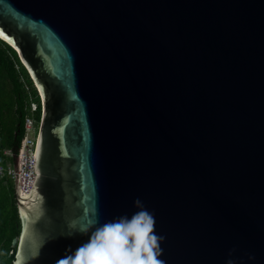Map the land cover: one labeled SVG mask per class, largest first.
<instances>
[{"label":"water","instance_id":"obj_1","mask_svg":"<svg viewBox=\"0 0 264 264\" xmlns=\"http://www.w3.org/2000/svg\"><path fill=\"white\" fill-rule=\"evenodd\" d=\"M0 33L41 107L12 264L136 198L165 264H264V0H0Z\"/></svg>","mask_w":264,"mask_h":264},{"label":"trees","instance_id":"obj_2","mask_svg":"<svg viewBox=\"0 0 264 264\" xmlns=\"http://www.w3.org/2000/svg\"><path fill=\"white\" fill-rule=\"evenodd\" d=\"M36 110L31 114L30 105ZM38 126L41 107L37 92L17 53L0 40V165L12 160L5 151L17 153L25 135V120ZM20 233L15 189L12 179L0 175V264H12L15 248L11 240Z\"/></svg>","mask_w":264,"mask_h":264},{"label":"clouds","instance_id":"obj_3","mask_svg":"<svg viewBox=\"0 0 264 264\" xmlns=\"http://www.w3.org/2000/svg\"><path fill=\"white\" fill-rule=\"evenodd\" d=\"M7 165L13 166L11 163L0 166L5 168ZM133 207L137 211L131 217L123 215L103 224L93 219L89 228L79 231L88 236L87 241L75 251L67 249L68 254L56 264H165L160 259V245L165 237L157 235L153 213L139 198L133 201ZM68 235L71 236L72 232ZM226 264H233V261L228 260Z\"/></svg>","mask_w":264,"mask_h":264},{"label":"built area","instance_id":"obj_4","mask_svg":"<svg viewBox=\"0 0 264 264\" xmlns=\"http://www.w3.org/2000/svg\"><path fill=\"white\" fill-rule=\"evenodd\" d=\"M33 105L34 108L31 110L32 113L36 110V105ZM37 129L38 126L35 124L32 117L25 120V135L16 154L18 161L17 172L14 171L12 165H7L5 168L0 166V175H6L12 180H14L15 175L18 176V189L21 196L29 192L36 176L34 172V156ZM28 133H30L29 138L27 137ZM5 154L11 156L10 152H5Z\"/></svg>","mask_w":264,"mask_h":264},{"label":"rangeland","instance_id":"obj_5","mask_svg":"<svg viewBox=\"0 0 264 264\" xmlns=\"http://www.w3.org/2000/svg\"><path fill=\"white\" fill-rule=\"evenodd\" d=\"M33 108H34V105L31 104V105H30V112H31V110H32ZM31 114H32V112H31ZM27 137H28V138L30 137V133L27 134ZM5 152H8V151H5ZM5 152H4V153H5ZM9 162L12 164V160H9ZM12 182H13V180H12ZM13 183H14V182H13Z\"/></svg>","mask_w":264,"mask_h":264},{"label":"snow or ice","instance_id":"obj_6","mask_svg":"<svg viewBox=\"0 0 264 264\" xmlns=\"http://www.w3.org/2000/svg\"><path fill=\"white\" fill-rule=\"evenodd\" d=\"M0 37H3L5 40L8 39L6 36L3 35V33H0ZM8 42L11 43L12 41L8 40ZM17 264H20V262L17 261Z\"/></svg>","mask_w":264,"mask_h":264}]
</instances>
